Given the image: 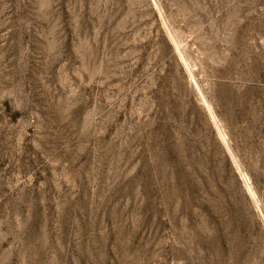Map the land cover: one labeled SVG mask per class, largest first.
<instances>
[{
	"label": "rangeland",
	"instance_id": "obj_1",
	"mask_svg": "<svg viewBox=\"0 0 264 264\" xmlns=\"http://www.w3.org/2000/svg\"><path fill=\"white\" fill-rule=\"evenodd\" d=\"M0 264H264V0H0Z\"/></svg>",
	"mask_w": 264,
	"mask_h": 264
}]
</instances>
